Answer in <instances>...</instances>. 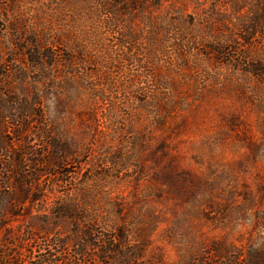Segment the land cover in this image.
Listing matches in <instances>:
<instances>
[{
	"label": "rangeland",
	"instance_id": "rangeland-1",
	"mask_svg": "<svg viewBox=\"0 0 264 264\" xmlns=\"http://www.w3.org/2000/svg\"><path fill=\"white\" fill-rule=\"evenodd\" d=\"M169 3L189 12L179 28L162 17ZM263 4L107 13L96 0H0L1 250L23 264H102L97 245L118 233L126 255L113 264L264 250V74L218 67L203 49L247 51L237 19ZM253 40L264 65V38ZM68 210L83 220L59 217Z\"/></svg>",
	"mask_w": 264,
	"mask_h": 264
},
{
	"label": "trees",
	"instance_id": "trees-1",
	"mask_svg": "<svg viewBox=\"0 0 264 264\" xmlns=\"http://www.w3.org/2000/svg\"><path fill=\"white\" fill-rule=\"evenodd\" d=\"M98 2H101L104 6L107 7L106 11L107 13H114L113 7H117L118 5H122L121 7L123 9H129L131 7H135L136 5H141L143 8L147 6H153L156 8H160L163 6V1L164 0H96ZM264 6V4H263ZM245 7L244 4H239V10L243 9ZM125 10V11H127ZM189 15V12L187 11V8L185 5H179V8L177 10L174 8V4L169 3L166 8H165V13L162 16L165 19L171 20L172 23H174V26L176 25V28H179L178 25L184 23L186 21V16ZM240 20V26L238 27L242 33V40L243 43L245 44V48L247 49L244 51H239V52H233L231 50H227L222 47V43L216 42L214 44L213 42H208L207 46L203 47L206 52H204V55L208 59H212L213 62L219 67L222 63H225L226 65H232L234 67V71L244 74V75H249V76H255V77H260L261 75L264 74V65L261 61L257 59H253L250 55V49L251 46L253 45V38L257 34L258 36H263L264 38V7L260 11L255 12V15L251 17L248 16L247 18H244V15H241L238 17L237 21ZM178 45H177V50L183 51V47L185 46V38L182 37L181 35L178 36ZM196 43L200 42L198 40H195ZM204 44V43H203ZM206 45V44H204ZM203 45V46H204ZM151 102V101H150ZM80 209V207L78 208ZM60 218H70L73 219L74 221H81L83 218L81 216H70L69 210L64 211V212H59L58 213ZM4 219L0 218V230L4 227L3 222ZM86 230L83 232L84 234H89L90 236L91 233L93 235H98V241L101 243V239L105 238L104 235H100L98 233L94 232V229L92 228H86ZM98 248L100 249V252H102L103 256L101 258L102 261H99L100 263H103V260L106 255L110 257V264H113V261L115 259V256L117 253L119 255L121 252H123V249L126 248V241H125V236L118 233L117 235H110L107 237L106 240H104V246L101 244L97 245ZM103 248H105L103 250ZM81 252L79 249L75 251L76 256L79 255ZM108 253V254H107ZM123 255L125 256V252H123ZM225 255V254H224ZM223 255V256H224ZM0 256L6 262L1 263V264H23L24 262L22 261L20 263L21 257L23 258L22 254L20 253H14L11 254L10 252H6V250H1L0 248ZM74 255V257H76ZM127 257V256H126ZM225 260L221 262V264H264V250L257 249L250 247L246 249L244 252L241 251H234L231 253L226 254ZM77 259V257H76ZM9 261V262H7ZM52 259L51 258H45L44 255L38 257L36 262L34 264H52ZM195 261V260H194ZM77 264V260L74 262ZM115 264V263H114ZM122 264H131V261L129 260H123ZM192 264H207L205 260L199 259Z\"/></svg>",
	"mask_w": 264,
	"mask_h": 264
}]
</instances>
